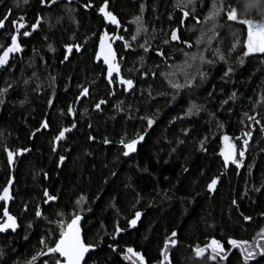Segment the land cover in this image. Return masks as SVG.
<instances>
[{"label":"trees","instance_id":"obj_1","mask_svg":"<svg viewBox=\"0 0 264 264\" xmlns=\"http://www.w3.org/2000/svg\"><path fill=\"white\" fill-rule=\"evenodd\" d=\"M245 4L0 0V56L20 23L30 33L0 68V195L12 175L0 215L7 201L18 225L0 233V264L62 262L40 254L78 214L95 246L83 264H264V53L245 55L247 26L227 18L234 6L264 21V0ZM116 28L110 82L99 47ZM224 136L236 163L221 155Z\"/></svg>","mask_w":264,"mask_h":264},{"label":"snow or ice","instance_id":"obj_2","mask_svg":"<svg viewBox=\"0 0 264 264\" xmlns=\"http://www.w3.org/2000/svg\"><path fill=\"white\" fill-rule=\"evenodd\" d=\"M252 0H246L245 4V10H246V5L247 3H251ZM100 11L104 13V15L111 20L112 23H118L116 20V17L113 16L110 12L106 11V4L104 7H101ZM219 11L214 13L213 15H218ZM185 16L188 15L187 12L184 13ZM211 18V17H209ZM227 18L230 21H236L238 23L244 24L247 26V39L245 46L247 48V52L245 55L253 54V53H264V21H254L253 19L250 18H245L241 19L238 10L236 7H231V10L228 11L227 13ZM5 20L7 19V16L4 18ZM21 19H23L21 17ZM4 26V21L0 20V27ZM25 25L23 23H20L18 27L16 28L17 33H19L21 28H24ZM36 26L34 25L33 28ZM23 35H30L28 32H24ZM172 39L176 40L178 39V36L176 32L172 33ZM101 48H102V53L104 55V62L106 64H109V78L111 82V77L112 73L118 72L119 71V66L112 64L111 60L115 59L114 53L111 51V46L109 45L107 47V50L105 51L104 48V41H101ZM20 51V46L17 43V37L13 36L12 37V45L7 48V50L4 51V54L0 56V65L6 64L9 53ZM69 52L72 51V48L68 49ZM67 58V57H66ZM122 83H126L129 88L132 87V81H122ZM84 93L87 94V89L84 90ZM103 103V102H101ZM99 107V105H97ZM149 126L153 123L151 120H149ZM44 127H47V124L45 123ZM64 131H68V129H65ZM64 136V132L60 133V137L62 138ZM140 139H143V137H140ZM224 140L226 142V150L222 153L224 156L225 162L227 163L228 161H232L233 163H236V160L234 158V150L235 146L229 143V137L225 136ZM139 141L138 140H133L130 143L124 144V147L127 149V151L124 153V155H128L130 152H134L136 150V145ZM245 144H247V141H245ZM12 153L9 152V159L11 160L12 158ZM239 155L242 157L244 155V152L241 151ZM63 159V158H61ZM217 184V180H212V182L209 184V189L214 190L215 186ZM9 190L7 188L4 189V194L0 195V200H8L11 199V197L8 194ZM47 195V193H45ZM49 199H55V197H49ZM83 199V198H82ZM37 215H40L38 212ZM140 213H136V218L133 219L130 223L134 226L137 222V220L140 218ZM4 216L7 217V220L4 221L3 223H0V232L7 231L8 229H11L15 231V229L18 227L16 218L11 216L8 213L7 208L4 209ZM248 219V218H246ZM79 220L80 217L77 216L75 219L72 220V222L67 225V229L62 232L60 239L56 243L55 247L49 248L47 253H41L40 255H48V254H55L59 253L61 257L64 258V264H82V261H84L85 254L89 251L90 246L86 245L84 241L81 238V232H80V227H79ZM119 231V230H118ZM176 233L173 232L172 236H175ZM41 243H44L42 240ZM171 243L172 245H175L176 241L171 240L169 238V241L166 242L165 244V249H164V254H165V260H167V248L168 244ZM229 243L232 244L233 246H239V243H244L246 244L247 242H237L235 240H229ZM208 248L212 249L213 253L222 252L224 249L222 245H220L219 241L212 240L211 244L207 246ZM206 249L205 248H197L196 254L197 256H203L205 253ZM129 253H132L133 255H136L141 261H143V256H141L138 253L133 252L131 248L128 249ZM251 255V254H249ZM130 258V257H129ZM212 259H216V256L213 255L211 257ZM33 259H37V257H33ZM46 264V262H45ZM57 264H61L60 261H57Z\"/></svg>","mask_w":264,"mask_h":264},{"label":"flooded vegetation","instance_id":"obj_3","mask_svg":"<svg viewBox=\"0 0 264 264\" xmlns=\"http://www.w3.org/2000/svg\"><path fill=\"white\" fill-rule=\"evenodd\" d=\"M109 26H111V25H109ZM26 32H28V31H26ZM119 30H118V28H116V29H114V31H109L108 33H105L103 36H104V40H105V43H104V46H105V48H104V50L106 51L107 50V47L110 45L111 46V51L114 53V46H115V44H116V42H117V40L118 39H120V37H118V35H119ZM23 33L24 32H21V29H20V31H19V33H17V31L16 30H13V32H12V36H11V42L9 43V45H7V47L3 50V51H5L10 45H11V43H12V37L13 36H16L17 37V43L19 44V46H20V51H16V52H12V53H10V56L8 57V60H7V63L6 64H3V65H0V68L1 67H6V65H8L10 62H11V60H12V58L15 56H18V55H21L20 53L22 52V50L24 49V47L22 46V44H20L19 43V41H18V39L19 38H21V37H24L25 35H23ZM99 50H100V53H101V57L102 56H104L103 55V53H102V48H101V43H100V47H99ZM2 51V52H3ZM63 128V127H62ZM61 128V129H62ZM60 129V130H61ZM60 131H58V133H59ZM57 133V134H58ZM56 134V135H57ZM64 134L66 135L67 134V131H64ZM55 135V136H56ZM55 136H54V138H55ZM54 138H53V141H54ZM6 204H7V201H6V203H5V207H6ZM4 206V205H3ZM5 207H2V211L5 209ZM7 210H8V208H7ZM1 216V215H0ZM4 218L6 219V217L5 216H3V213H2V216L0 217V223H3V220H4ZM9 230H11V229H8L7 231H4V232H0V233H5V232H8Z\"/></svg>","mask_w":264,"mask_h":264},{"label":"water","instance_id":"obj_4","mask_svg":"<svg viewBox=\"0 0 264 264\" xmlns=\"http://www.w3.org/2000/svg\"><path fill=\"white\" fill-rule=\"evenodd\" d=\"M104 6H105V4H104ZM104 6H102V7H104ZM106 11H107V5H106ZM107 12H109V11H107ZM111 13V12H110ZM104 14V13H103ZM112 14V13H111ZM113 15V14H112ZM114 16V15H113ZM106 17V16H105ZM107 18V17H106ZM116 20H117V18H116ZM108 22H110L111 24H113V25H115L114 23H112L111 22V20L108 18ZM64 130L65 129H62L61 130V132H64ZM60 132V133H61ZM60 133L57 135V137L55 138V141H54V150H56V146H57V144H58V142L62 139V138H59L58 139V137H60ZM11 186H12V175H11V177H10V179L8 180V182H7V185H6V188L9 190V192H10V190H11ZM5 208H8V203L6 204V207ZM3 216H4V210H3ZM77 216H79L80 217V220H79V227H80V232H81V238H82V229H81V222H82V215H77ZM77 216H75L73 219H75ZM72 219V220H73ZM72 220L69 222V224L72 222ZM68 224V225H69ZM67 229V228H66ZM82 240H83V238H82ZM89 246V245H88ZM93 249V247H91L90 246V248H89V251L85 254V257H86V255L91 251ZM85 257H84V259H85ZM83 262V261H82ZM62 264H64V262L62 263Z\"/></svg>","mask_w":264,"mask_h":264},{"label":"bare ground","instance_id":"obj_5","mask_svg":"<svg viewBox=\"0 0 264 264\" xmlns=\"http://www.w3.org/2000/svg\"><path fill=\"white\" fill-rule=\"evenodd\" d=\"M104 4H106V3H103V4L100 6V9H101L102 6H104ZM106 5H107V4H106ZM100 9H99V13L105 17V15L100 11ZM114 16H115V15H114ZM4 18H5V17H4ZM4 18H3L2 20L4 21V24H5V21H6V20H5ZM105 18H106V17H105ZM103 20H104V19H103ZM106 20H107V23H109V22H108V18H106ZM104 22H105V21H104ZM3 27H4V26H3ZM3 27H0V31L3 29ZM130 32H131V31H130ZM11 45H12V43H11ZM11 45H10V46H11ZM10 46H9V47H10ZM6 50H7V49H6ZM94 50H95V49H94ZM3 54H4V51L2 52L1 56H2ZM9 56H10V53H9ZM99 69H100V68H99ZM62 129H67V127H63ZM62 129H61V130H62ZM60 132H61V131H60ZM60 132H59V133H60ZM59 133H58V134H59ZM58 134H57V135H58ZM64 136H65V134H64ZM64 136H63V137H64ZM56 137H57V136H56ZM56 137H55V138H56ZM63 137H62V138H63ZM54 141H55V139H54ZM54 151H55V150H54ZM78 215H79V214H78ZM75 216H77V215H75ZM75 216H73V217L70 219V221H71ZM70 221H69V222H70ZM69 222L67 223V225L69 224ZM82 222H83V217H82ZM82 222H81V229H82V238H83ZM67 225H66V227H65V230H66V228H67ZM65 230H64V231H65ZM60 237H61V236H60ZM60 237L58 238V240L60 239ZM58 240H57V242H58ZM83 241H84V238H83ZM84 243H85V242H84ZM85 244H86V243H85ZM86 245H89V246L93 247V249H92L89 253H91L93 250H95V246H93V245H91V244H86ZM89 253H88V254H89ZM88 254H87V255H88ZM87 255H86V257H87ZM86 257H85V259H86ZM61 258H62V262H61V264H62V263L64 262V258H63V257H61ZM85 259H84V261H85ZM84 261L82 262V264L84 263Z\"/></svg>","mask_w":264,"mask_h":264},{"label":"rangeland","instance_id":"obj_6","mask_svg":"<svg viewBox=\"0 0 264 264\" xmlns=\"http://www.w3.org/2000/svg\"><path fill=\"white\" fill-rule=\"evenodd\" d=\"M225 137V136H224ZM224 137H223V140H222V149H221V155L222 153L226 150V142L224 140ZM228 137V136H227ZM229 143H231L232 145L235 146V144L229 139ZM236 156V147H235V150H234V158ZM222 157L224 158V156L222 155ZM212 242V241H211Z\"/></svg>","mask_w":264,"mask_h":264}]
</instances>
